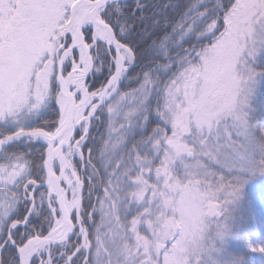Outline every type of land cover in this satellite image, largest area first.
Here are the masks:
<instances>
[{
  "label": "snow or ice",
  "instance_id": "6c2138e0",
  "mask_svg": "<svg viewBox=\"0 0 264 264\" xmlns=\"http://www.w3.org/2000/svg\"><path fill=\"white\" fill-rule=\"evenodd\" d=\"M0 264H264V0H0Z\"/></svg>",
  "mask_w": 264,
  "mask_h": 264
}]
</instances>
